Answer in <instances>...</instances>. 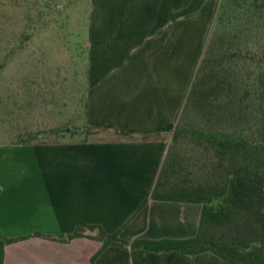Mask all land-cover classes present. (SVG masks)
I'll return each mask as SVG.
<instances>
[{
    "label": "crops",
    "instance_id": "obj_1",
    "mask_svg": "<svg viewBox=\"0 0 264 264\" xmlns=\"http://www.w3.org/2000/svg\"><path fill=\"white\" fill-rule=\"evenodd\" d=\"M192 1L90 0L86 121L106 136L0 145V264H229L97 238L198 233L200 204L151 198L207 40L213 0L171 22Z\"/></svg>",
    "mask_w": 264,
    "mask_h": 264
},
{
    "label": "trees",
    "instance_id": "obj_2",
    "mask_svg": "<svg viewBox=\"0 0 264 264\" xmlns=\"http://www.w3.org/2000/svg\"><path fill=\"white\" fill-rule=\"evenodd\" d=\"M205 1L193 0L171 22L196 14ZM230 11L244 20L236 34L252 27L257 41L235 44L217 30L205 42L151 193L154 200L200 204L197 235L127 243L100 229L103 249L209 252L229 264H264V0H224L221 23Z\"/></svg>",
    "mask_w": 264,
    "mask_h": 264
},
{
    "label": "rangeland",
    "instance_id": "obj_3",
    "mask_svg": "<svg viewBox=\"0 0 264 264\" xmlns=\"http://www.w3.org/2000/svg\"><path fill=\"white\" fill-rule=\"evenodd\" d=\"M223 2L205 11L207 40L220 30L235 44H255L252 27L236 34L244 30L239 14L230 11L221 23ZM90 7V0H0V145L106 136L86 121ZM69 126L70 137L54 135Z\"/></svg>",
    "mask_w": 264,
    "mask_h": 264
},
{
    "label": "water",
    "instance_id": "obj_4",
    "mask_svg": "<svg viewBox=\"0 0 264 264\" xmlns=\"http://www.w3.org/2000/svg\"><path fill=\"white\" fill-rule=\"evenodd\" d=\"M72 133V128L69 126L65 129H60V130H57L56 132H54V135L58 136V135H71Z\"/></svg>",
    "mask_w": 264,
    "mask_h": 264
}]
</instances>
